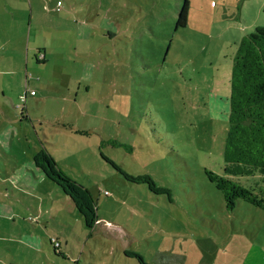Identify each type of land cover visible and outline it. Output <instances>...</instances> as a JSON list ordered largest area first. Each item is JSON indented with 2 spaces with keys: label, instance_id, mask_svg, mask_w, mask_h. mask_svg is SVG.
Segmentation results:
<instances>
[{
  "label": "rangeland",
  "instance_id": "obj_1",
  "mask_svg": "<svg viewBox=\"0 0 264 264\" xmlns=\"http://www.w3.org/2000/svg\"><path fill=\"white\" fill-rule=\"evenodd\" d=\"M184 1L0 0V264H264V210L226 208L205 174L264 0H186L175 27ZM41 149L90 191L92 227L32 162Z\"/></svg>",
  "mask_w": 264,
  "mask_h": 264
},
{
  "label": "trees",
  "instance_id": "obj_2",
  "mask_svg": "<svg viewBox=\"0 0 264 264\" xmlns=\"http://www.w3.org/2000/svg\"><path fill=\"white\" fill-rule=\"evenodd\" d=\"M187 9L185 0L175 27L186 25ZM229 86L223 166L220 173L206 169L205 174L221 191L226 208L232 209L236 200L242 199L264 210V25L257 26L239 41ZM77 132L86 133L83 130ZM32 162L61 187L87 227L98 221L90 191L65 174L47 150L33 154ZM124 253L137 258L139 264H149L138 253Z\"/></svg>",
  "mask_w": 264,
  "mask_h": 264
},
{
  "label": "crops",
  "instance_id": "obj_3",
  "mask_svg": "<svg viewBox=\"0 0 264 264\" xmlns=\"http://www.w3.org/2000/svg\"><path fill=\"white\" fill-rule=\"evenodd\" d=\"M59 1L60 0H58V3H59ZM0 36H1V40H4L3 41V43L4 42H6V35L5 34H0ZM23 38H24V36H22ZM23 43V42H22ZM10 45H11V49L13 48V50H16V47L14 46V43L13 42H11L10 41ZM6 46V45H5ZM39 49V48H38ZM45 53H41V52H38V55L36 56V58H37V60H42V61H45ZM6 60V62H8V64H10V65H14V57H8L7 59H5ZM21 82V81H20ZM20 82H15V81H13L12 83H11V86H10V89H11V91H13L14 90V87L16 86V84H20ZM26 84V83H25ZM0 87H4V88H7V85L6 84H1L0 83ZM31 93H32V91H30ZM12 93H16L15 91L14 92H12ZM20 94L21 93H18L17 94V96L15 97V98H13V99H17L19 96H20ZM11 101V100H10ZM22 120H25V119H22ZM6 134H9V135H7V137L8 136H10V131L8 130L7 132H6ZM8 142V141H7ZM1 144H6V140L4 141V142H0V147L2 148V146H1ZM31 161V160H30ZM32 163V162H31ZM30 164V163H29ZM39 169V168H38ZM34 173H36V171L35 170H32ZM17 176L15 177L17 180H19L20 179V182L19 183H22L23 181L22 180H27L26 182H29V180L31 181V182H33L30 178L28 179V176L27 175H25V173H21L20 171H19V173H17L16 174ZM45 176V175H44ZM44 176H42V175H40L39 177H38V179L39 180H41L42 178H45ZM67 197V196H66ZM67 200H68V206H69V209H75V207L73 206V204H72V202H71V200L69 199V198H67ZM1 206H4V205H1ZM77 211V210H76ZM80 219V218H79ZM65 237V236H64ZM65 239H66V237H65ZM51 238H49V242L51 243ZM67 240V239H66ZM41 242V241H40ZM48 242V241H47ZM48 242V243H49ZM61 243V242H60ZM61 245V244H60Z\"/></svg>",
  "mask_w": 264,
  "mask_h": 264
},
{
  "label": "built area",
  "instance_id": "obj_4",
  "mask_svg": "<svg viewBox=\"0 0 264 264\" xmlns=\"http://www.w3.org/2000/svg\"><path fill=\"white\" fill-rule=\"evenodd\" d=\"M53 239H51V241H52ZM53 242V241H52ZM55 244H57V243H55Z\"/></svg>",
  "mask_w": 264,
  "mask_h": 264
}]
</instances>
